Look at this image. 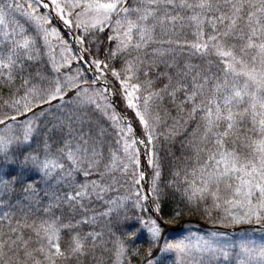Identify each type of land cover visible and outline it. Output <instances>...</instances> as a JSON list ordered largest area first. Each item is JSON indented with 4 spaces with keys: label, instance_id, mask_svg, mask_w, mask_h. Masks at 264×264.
<instances>
[{
    "label": "snow or ice",
    "instance_id": "6c2138e0",
    "mask_svg": "<svg viewBox=\"0 0 264 264\" xmlns=\"http://www.w3.org/2000/svg\"><path fill=\"white\" fill-rule=\"evenodd\" d=\"M0 85L15 88L0 98V158L21 165L0 184L31 192L27 171L63 189L46 193L51 214L38 220L23 208L0 214V264H82L109 243L111 264H166V255L184 264L194 248L223 257L217 264H233V253L235 264H264V243L169 239L167 226L185 212L164 211L174 187L187 214L264 228V0H0ZM66 98L80 114L47 119ZM103 124L115 137L107 157ZM181 135L192 162L162 188L158 142ZM121 178L128 195L88 215ZM129 199L141 213L134 226ZM98 217L108 218L109 240L83 231Z\"/></svg>",
    "mask_w": 264,
    "mask_h": 264
},
{
    "label": "rangeland",
    "instance_id": "374dc122",
    "mask_svg": "<svg viewBox=\"0 0 264 264\" xmlns=\"http://www.w3.org/2000/svg\"><path fill=\"white\" fill-rule=\"evenodd\" d=\"M60 27L63 29V25ZM67 31V29H64ZM157 33H159V28H157ZM70 42V40H69ZM71 43V42H70ZM150 51V49H149ZM180 63H183L186 57L184 55H180L177 57ZM194 63H201V61L194 60ZM207 66V65H206ZM213 71L215 69L213 68ZM91 75V73H89ZM15 88H9L8 86L0 85V98H7L11 91H14ZM58 102L54 101L53 105L55 106ZM63 106L61 108L53 107L51 109V115L47 117L49 120H53L55 122L56 117H62L63 115H71L72 113L80 114V110L78 106L71 102L66 98L65 101L59 102ZM3 110L2 100H0V111ZM83 111L87 112L93 122V126L96 124H100L98 116L91 115V109L86 108ZM163 115V113H161ZM30 115V114H29ZM22 119V118H19ZM43 123V121H41ZM168 123H171L169 120ZM108 131V135L103 139V152L105 157L108 155L109 148H115V144L113 143L115 137L111 133V129L107 128L106 124L102 125ZM194 125H189L188 131H191V127ZM2 127V126H0ZM49 128L51 125L48 126ZM160 131H165L163 127H161ZM190 137L181 135L178 138L170 139L165 141L163 137L160 138L158 142V153L161 162V187L164 188L165 185L173 180V173L177 171H183L186 165L190 164L192 161L189 160V157L192 155V151L188 146V141ZM32 148H38V144L36 141L32 142ZM143 149V147H141ZM11 156H9L8 160H3L0 158V177L8 180L9 174L15 176L20 173L21 165L17 161L16 163H11ZM152 169H146V176L144 182L145 187H147V181L151 179ZM27 176H31L35 182L36 186L34 190L31 192H25L20 184L5 186L4 184H0V214L7 211H16L17 215H21L18 211L23 208L27 211H30L32 217L37 220L46 215H50L51 213L46 214L44 212V208L49 205V196L46 193L51 194L52 192H56L59 194L63 189L58 185L53 184L49 186L40 180L39 176L32 172H25ZM115 175L119 178L120 173L117 172ZM95 179V176L92 177ZM84 177L81 175L78 177V180H83ZM129 184L130 181H127L123 178L120 179V182L117 184H113L112 188L105 192L104 200L96 201L93 198V203L91 204V211H89L88 215H93L94 213H100L105 210V202L109 199H118L128 195L129 192ZM167 193L166 202L164 204V211L168 215L165 219H168L169 216L175 210H183L187 211L184 203L181 200L180 194L178 192L175 193V196H172L171 193L175 191V188L165 189ZM126 208L123 210L126 214L131 218L127 223L129 225L135 224L136 216L140 215L139 209L133 207V201L131 199L124 202ZM56 215H60L61 210H57L56 208L52 209ZM184 215L177 217L175 223L168 225L166 236L169 239L178 240L183 239L185 243H190L193 246H197L199 243H202L204 240L213 239L216 241H229L231 243L236 244L237 246L243 241L247 243L249 247H258L261 243H264V228L260 225L252 224V225H236V226H228L224 227L219 224L211 223L207 218H201V215L198 214L199 221L204 223L210 227H201L198 226L200 222L197 223L196 220L187 221L183 217ZM108 222L107 217H98L96 222L93 224H89L83 228L84 232H103L104 240H109L108 229L106 224ZM200 223V224H201ZM216 233V235H213ZM119 234V233H117ZM136 246L141 249V255H143L144 250L147 249L148 244L146 239L137 240ZM215 247V245H214ZM111 244H106L103 246H97L94 250L90 252L86 259H83L82 264H98V260L100 264H111L112 254L110 252ZM154 250V249H153ZM236 251H239L237 247ZM155 253L158 254V250L155 249ZM154 259L156 256L153 257ZM140 257L137 256L136 260L139 261ZM166 264H175L176 257L174 255H166L164 257ZM223 257L217 255H210L206 252H200L198 250L192 251L191 255L185 256L183 258L184 264H217V261H223ZM233 264H235L237 257L233 253L232 255Z\"/></svg>",
    "mask_w": 264,
    "mask_h": 264
},
{
    "label": "trees",
    "instance_id": "16d2710c",
    "mask_svg": "<svg viewBox=\"0 0 264 264\" xmlns=\"http://www.w3.org/2000/svg\"><path fill=\"white\" fill-rule=\"evenodd\" d=\"M107 31V30H106ZM105 46H107V44H105ZM121 110H123V108L121 107ZM126 115H128L129 117H131L132 116V114L130 113V112H126L125 113ZM139 130V129H138ZM141 153H142V155H143V149L141 148ZM143 165H144V162H143V160H142V167H143ZM142 184H144V182L142 183ZM167 216V215H166ZM166 216H165V218H166ZM185 219H187V221H192L193 222V220H196L197 221V223L198 222H200L199 221V217H198V213H196V212H193L192 214H187V211L185 212V214H184V216H183ZM201 223V222H200ZM199 223V225L198 226H201V227H205V228H207V227H210V226H208V225H206V224H204V223H201L200 224ZM168 228V227H167ZM168 230V229H167ZM153 252L155 253V249L153 250Z\"/></svg>",
    "mask_w": 264,
    "mask_h": 264
},
{
    "label": "water",
    "instance_id": "95a60500",
    "mask_svg": "<svg viewBox=\"0 0 264 264\" xmlns=\"http://www.w3.org/2000/svg\"><path fill=\"white\" fill-rule=\"evenodd\" d=\"M75 47H77V45L74 44Z\"/></svg>",
    "mask_w": 264,
    "mask_h": 264
}]
</instances>
